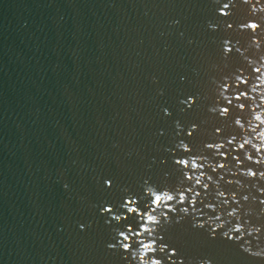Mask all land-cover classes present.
<instances>
[{
  "label": "water",
  "instance_id": "95a60500",
  "mask_svg": "<svg viewBox=\"0 0 264 264\" xmlns=\"http://www.w3.org/2000/svg\"><path fill=\"white\" fill-rule=\"evenodd\" d=\"M225 3L227 17L218 13ZM247 10L242 0H0V264H138L118 233L139 230L127 207L150 210L148 185L181 186L189 197L156 236L163 264H264V182L205 165L216 183L196 185L193 205L194 181L175 163L202 154L231 167L242 156L231 146L224 157L201 150L239 134L229 126L243 115L234 106L228 118L209 109L224 77L251 74L248 60L264 55L239 28ZM234 207L242 220L252 209L247 219L261 226L248 253L226 227L206 223L234 224Z\"/></svg>",
  "mask_w": 264,
  "mask_h": 264
},
{
  "label": "clouds",
  "instance_id": "9594fccd",
  "mask_svg": "<svg viewBox=\"0 0 264 264\" xmlns=\"http://www.w3.org/2000/svg\"><path fill=\"white\" fill-rule=\"evenodd\" d=\"M242 3L248 5L247 16L251 17L247 19L246 23L239 25V28L243 32L252 33V38L250 41V47L254 49V52H259L261 50L264 41L261 40V36H264V3L260 0H242ZM218 13L221 16H229L232 14L231 6L227 3L218 9ZM210 27L215 30V25H210ZM229 28L232 27L231 24L228 25ZM230 41H224L223 52L227 56L232 52V47L229 46ZM249 65L252 67L251 74H235L233 73V79L229 82V77H224L225 83L220 85L217 89L219 92V97L217 101V106L211 107L209 110L213 113L219 112V116L222 118H228L232 114V106H234L238 113L243 115H237L229 125L233 129H238L239 134H233L227 143H207L204 145V150L214 151L218 156L224 157V152L221 149L228 148L231 146L235 151L241 155H236L233 157L235 164L230 167V162L228 163H213L211 159L206 158L202 154L190 155L189 158H182L176 160V165L185 169L183 175L187 178L189 183L194 181L192 188L187 191L192 193L191 203L193 205L198 203V197L201 193L195 191V186L199 185L204 189H209V184L205 183V179L211 181L213 184L216 183L211 175H208L202 168L208 165L213 171L226 170L228 172H233L235 175H243L245 181H252L253 187H256V183L264 182V55H260L259 59H249ZM227 66V65H225ZM254 75V79L252 78ZM235 85L239 90L238 94L235 95H225V93L231 91L232 85ZM222 98L228 106H220L219 99ZM195 103L194 97L188 98V104L191 105ZM165 114H168L167 109H165ZM197 125H191L192 131L188 132L191 136L192 132L197 129ZM217 133L221 130L217 129ZM180 147L185 152H191L192 149L187 143H181ZM202 161V163H201ZM191 169L193 175H189L188 171ZM195 173H199L196 175ZM110 181H105L106 185H110ZM229 185L236 183L237 185L242 182L239 180H228ZM244 187H248L244 184ZM146 193L150 196L151 207L150 210L145 212H140L137 207L128 206V213H139L141 223L139 224V230L135 231L132 228L127 229V231H120L118 233L119 238L122 241L121 248L125 252L132 251L134 258L138 261V264H163L160 258H157L158 250L160 252L164 251V245L159 244L156 236L159 234L161 229L165 226V222L170 219L167 213L175 212L177 205H183L188 202V195L185 193L181 186H157L148 185L145 189ZM264 191V189H261ZM224 191H219L217 198L225 197ZM231 200L237 201V195L235 193L230 194ZM242 200L247 202L249 196L245 195ZM225 200V204H227ZM133 202L128 201V205ZM264 204V200L260 201ZM208 207H212L208 205ZM183 212H188L187 208L181 209ZM103 211H110V209L105 208ZM264 212V209H261ZM252 212V209H246L242 215L239 208H232L230 212L227 213L229 218H234L235 223L231 225H225L223 223L216 222L220 219L217 217L216 220H209L206 222L211 224L214 230H220L222 228H227L223 232V236L230 241L240 244L241 249L248 253L250 248L247 246L250 241L248 237L256 240L261 233V226L253 225L247 219L248 215ZM117 220L120 219L119 216L116 217ZM204 227V225H199ZM83 227V226H81ZM131 233V235L129 234ZM238 234V235H237ZM133 241L137 243L136 249L133 251L132 244ZM109 248H114L115 245L109 244ZM259 255V253H255ZM197 264H213V261L209 258H204L197 261Z\"/></svg>",
  "mask_w": 264,
  "mask_h": 264
}]
</instances>
